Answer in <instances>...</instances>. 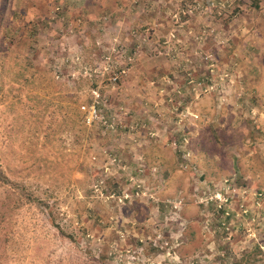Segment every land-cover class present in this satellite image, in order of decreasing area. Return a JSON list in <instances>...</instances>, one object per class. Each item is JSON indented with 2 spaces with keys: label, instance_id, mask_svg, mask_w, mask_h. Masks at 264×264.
Segmentation results:
<instances>
[{
  "label": "rangeland",
  "instance_id": "rangeland-1",
  "mask_svg": "<svg viewBox=\"0 0 264 264\" xmlns=\"http://www.w3.org/2000/svg\"><path fill=\"white\" fill-rule=\"evenodd\" d=\"M0 165V264H264V0H0Z\"/></svg>",
  "mask_w": 264,
  "mask_h": 264
},
{
  "label": "built area",
  "instance_id": "built-area-1",
  "mask_svg": "<svg viewBox=\"0 0 264 264\" xmlns=\"http://www.w3.org/2000/svg\"><path fill=\"white\" fill-rule=\"evenodd\" d=\"M115 81L116 78H113ZM96 99L88 106V105H81L79 107L80 112L83 114V122L86 126L91 127L100 121L101 111L98 108V98L99 95L94 91L92 92Z\"/></svg>",
  "mask_w": 264,
  "mask_h": 264
},
{
  "label": "trees",
  "instance_id": "trees-1",
  "mask_svg": "<svg viewBox=\"0 0 264 264\" xmlns=\"http://www.w3.org/2000/svg\"><path fill=\"white\" fill-rule=\"evenodd\" d=\"M255 1V0H253ZM0 183L1 184H7V185H11L12 184V181L7 177V175L5 174L3 168L1 167L0 165ZM39 203V199H33V198H28V202L27 204L29 205H35V204H38Z\"/></svg>",
  "mask_w": 264,
  "mask_h": 264
}]
</instances>
